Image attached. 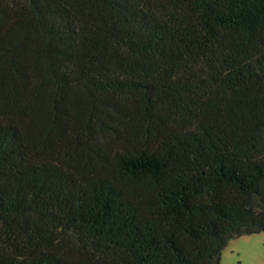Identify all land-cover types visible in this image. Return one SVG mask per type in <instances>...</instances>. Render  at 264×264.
Wrapping results in <instances>:
<instances>
[{
    "label": "trees",
    "instance_id": "obj_1",
    "mask_svg": "<svg viewBox=\"0 0 264 264\" xmlns=\"http://www.w3.org/2000/svg\"><path fill=\"white\" fill-rule=\"evenodd\" d=\"M264 233V0H0V264H221Z\"/></svg>",
    "mask_w": 264,
    "mask_h": 264
},
{
    "label": "rangeland",
    "instance_id": "obj_2",
    "mask_svg": "<svg viewBox=\"0 0 264 264\" xmlns=\"http://www.w3.org/2000/svg\"><path fill=\"white\" fill-rule=\"evenodd\" d=\"M221 264H264V233L232 240L223 251Z\"/></svg>",
    "mask_w": 264,
    "mask_h": 264
}]
</instances>
